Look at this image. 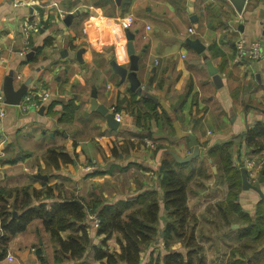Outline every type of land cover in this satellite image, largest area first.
Here are the masks:
<instances>
[{
    "label": "crops",
    "instance_id": "obj_1",
    "mask_svg": "<svg viewBox=\"0 0 264 264\" xmlns=\"http://www.w3.org/2000/svg\"><path fill=\"white\" fill-rule=\"evenodd\" d=\"M125 1L0 0V86L6 90L11 85L15 92L47 87L53 93L39 110L23 112L8 103L0 119V190L51 185L53 195L34 201L46 202L48 208L73 196L87 205L131 198L145 189L161 195L162 161L175 154L189 156L193 133L201 146L197 163L211 168L197 177L204 187L197 178L192 181L188 197L199 218L197 235L207 264H264V235L253 232L255 228L241 234L249 225L244 214L255 219L264 211L263 197L241 187L229 201L230 187L217 156L208 154L251 124L264 122V0H247L241 13L232 0H131L126 6ZM35 11L42 25L27 37L23 23ZM235 27L262 41L263 56L250 65L232 61ZM130 48L139 56L142 94L131 90L111 66V59L128 66ZM94 90L98 103L120 116L118 127L92 108ZM146 96L152 99L149 104ZM153 103L170 123L145 115L154 112ZM50 147L61 148L75 161L55 168L45 159ZM230 153L238 167L256 156L257 186L264 193V149L254 151L245 141L234 140ZM6 198L13 204L15 196ZM167 218L161 199L158 232L141 253L143 263L157 264L169 250L186 252L181 241L165 245ZM71 232L66 229L62 236ZM117 235L106 238L105 251H120L117 240L118 248L109 242ZM105 237L92 235L82 259L57 262L58 244L42 219H35L10 236L0 264H43L39 251L45 264H100L95 248Z\"/></svg>",
    "mask_w": 264,
    "mask_h": 264
},
{
    "label": "trees",
    "instance_id": "obj_2",
    "mask_svg": "<svg viewBox=\"0 0 264 264\" xmlns=\"http://www.w3.org/2000/svg\"><path fill=\"white\" fill-rule=\"evenodd\" d=\"M130 1L126 0L125 6ZM148 97H144L146 104L152 100ZM152 107L154 112L145 115L155 116L164 123H170V118L165 112L156 110L158 106L154 103ZM234 140L245 141L248 146L253 147L254 151L263 150L264 122L257 121L251 124L245 132L235 136L231 142L217 144V148L208 151L210 156H217L220 170L223 172V181L229 184L230 190L227 196L229 201L237 198L236 189L242 187L241 167L233 163L230 153V145ZM45 159L55 168L75 161L71 154L59 147L48 148ZM204 167L203 162L198 164L196 158L189 162H181L174 157L165 158L161 163V195L157 190L145 189L131 198L107 203H103L102 200L93 201L84 206L75 202L74 196L56 201L50 208L46 206V202L34 204V201L40 200L42 196L48 198L53 195L54 188L51 185H45L42 188L32 185L3 187L0 190L2 201L0 258L7 251L11 235L25 230L31 221L42 219L45 229L51 233L58 244L57 253L61 255L56 256L57 262H63L66 259H82L91 246V236L103 233L106 235L103 243L95 248V257L102 260L100 264H146L142 261L141 253L152 244L157 235L162 199L168 213L164 229L165 245L169 248L172 241H181L186 252L169 250L162 258L157 259V264H207L205 247L202 239L197 235L199 218L188 205L190 185L194 179L205 172ZM204 184L205 182L200 183L199 186L204 187ZM6 196H15L13 204ZM261 201L264 203V200ZM19 211H21L20 214ZM15 212H17L16 215ZM91 213H96L101 220V226L98 229L91 227L88 222V216ZM244 216L249 225L241 234L248 235L250 229L255 228L257 230L253 232L260 237L263 236L264 211L257 214L255 219L248 214ZM66 229H71L72 232L64 238L62 232ZM113 233H118L117 242L120 245V251H105L106 238H110ZM39 257L45 264L41 251H39Z\"/></svg>",
    "mask_w": 264,
    "mask_h": 264
},
{
    "label": "built area",
    "instance_id": "obj_3",
    "mask_svg": "<svg viewBox=\"0 0 264 264\" xmlns=\"http://www.w3.org/2000/svg\"><path fill=\"white\" fill-rule=\"evenodd\" d=\"M40 15L37 11L30 17L29 20L23 23V31L28 37L31 33L36 32L41 27L42 23L40 21ZM194 28L190 27L189 32H193ZM235 40H234V55L233 62L236 64H247L250 65L251 62L260 59L263 56V46L260 38L249 39L247 38L238 27L234 28ZM53 97V93L50 89L39 87L32 88L25 91L17 106L21 108L23 112L31 110H39L45 107L46 104ZM7 101L5 97V92L2 86H0V119L4 118L7 114ZM117 119L120 116L115 114ZM242 167L247 168V175L249 182L258 185L259 183V162L256 156L245 159L242 162ZM88 222L91 227L98 229L101 226V220L96 213H91L88 216ZM10 260L14 259V256L8 255Z\"/></svg>",
    "mask_w": 264,
    "mask_h": 264
},
{
    "label": "water",
    "instance_id": "obj_4",
    "mask_svg": "<svg viewBox=\"0 0 264 264\" xmlns=\"http://www.w3.org/2000/svg\"><path fill=\"white\" fill-rule=\"evenodd\" d=\"M232 1L234 2L237 10L240 13L243 12L244 7L247 3V0H232ZM129 53H130V62L128 66H126L125 64H120L116 59H111V66L114 72L120 75L122 81L128 80L130 82L131 90L136 91L138 94H142L143 86L141 84V79L139 78V75H138L139 56L133 52V48L129 49ZM216 72H217L216 69L212 70V73L215 74V80L217 84H221L222 83L221 77L218 74H216ZM4 92H5L7 103H11V104L19 103L23 94L25 93V91H22V90L15 92L11 85H9L6 88V90L4 89ZM92 96H93L91 100L92 108L97 109L99 112L103 114H107V118L109 120L110 125L113 127H118L119 121L115 117V114L111 112L108 113V108L98 103L97 98H96L97 97L96 90L93 91ZM147 96H150V95H147ZM189 139H190L189 147H190L191 154L187 157H180L179 155L175 154L176 159L181 162H189L201 154V146L199 144L197 137L193 133H189ZM219 142L220 141L217 140V143ZM209 148L210 147H207L205 151H208ZM241 174H242V188L243 189H254L258 191L264 199V193L262 192V189L259 186L254 185L249 182L246 167L244 166L241 167ZM74 201L78 202L81 206H84V203L80 199L75 198ZM14 214L16 215L17 212H15Z\"/></svg>",
    "mask_w": 264,
    "mask_h": 264
},
{
    "label": "rangeland",
    "instance_id": "obj_5",
    "mask_svg": "<svg viewBox=\"0 0 264 264\" xmlns=\"http://www.w3.org/2000/svg\"><path fill=\"white\" fill-rule=\"evenodd\" d=\"M44 88H47V87H44ZM47 89H49V88H47ZM210 169H211V168H210V166H209V170H205V172H206V173L209 172ZM0 177H1V172H0ZM196 180L201 181V179H199V178H197ZM77 199H79V198H77ZM80 200H81V199H80ZM85 200H86V202H87V201H89V200H91V199H86V197H85ZM81 201H82V200H81ZM82 202H83V201H82ZM83 203H84V202H83ZM84 205H85V204H84ZM50 240H51L52 244H56L55 241H54L52 238H51ZM116 240H117V239H115V237H113L112 239L109 240V242H110V244L113 246V248H118V246H117L118 244L116 245L117 247H115V245H114V243H116ZM56 248H57V247L55 246V249H56ZM106 249L109 250V248H106Z\"/></svg>",
    "mask_w": 264,
    "mask_h": 264
}]
</instances>
